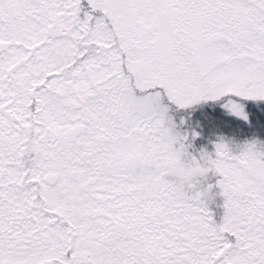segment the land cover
Listing matches in <instances>:
<instances>
[{"label": "snow or ice", "instance_id": "obj_1", "mask_svg": "<svg viewBox=\"0 0 264 264\" xmlns=\"http://www.w3.org/2000/svg\"><path fill=\"white\" fill-rule=\"evenodd\" d=\"M257 131L264 0H0V264H264Z\"/></svg>", "mask_w": 264, "mask_h": 264}, {"label": "trees", "instance_id": "obj_2", "mask_svg": "<svg viewBox=\"0 0 264 264\" xmlns=\"http://www.w3.org/2000/svg\"><path fill=\"white\" fill-rule=\"evenodd\" d=\"M235 119V118H233ZM253 138V134L251 132H248V133H244V134H241L239 135L236 139H237V142L238 143H242L243 141L245 140H249V139H252ZM255 138L257 139H260V140H264V131H257L255 133ZM207 146L209 149H211L212 145L211 144H208L206 140H197L196 141V144L195 146L197 148L201 147V146ZM221 202L220 198L217 197L216 198V204H213L212 205V208L217 216V218L219 217L222 209H220L219 207H217V205Z\"/></svg>", "mask_w": 264, "mask_h": 264}]
</instances>
